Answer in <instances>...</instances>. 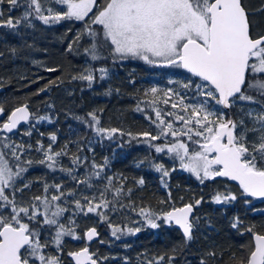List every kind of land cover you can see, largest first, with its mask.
<instances>
[{
	"label": "snow or ice",
	"instance_id": "6c2138e0",
	"mask_svg": "<svg viewBox=\"0 0 264 264\" xmlns=\"http://www.w3.org/2000/svg\"><path fill=\"white\" fill-rule=\"evenodd\" d=\"M5 2L10 6V12L20 6L21 0H0V4ZM24 2L27 8L19 18L6 17L0 11V27L16 29L22 23L31 26L33 19L44 25L80 22L84 27L75 42H79L80 35L89 38L90 46L84 51L92 61H107L109 58L113 63L142 60L150 65L162 64L184 70L188 74L185 81L169 83H178L180 88L190 90L194 98L203 99L189 104L185 93L168 88L164 91L163 103L178 111L164 112L155 106L160 99L157 96L160 90L150 88L145 95L151 94L153 99L144 103L152 106L155 113L152 122L159 133L138 135L151 141L171 136L172 142L155 145V152L178 160L180 168L194 175L201 184L217 177L227 178L237 182L242 196L264 198V32L254 30L242 0H103L102 3L98 0H48V7L42 0ZM105 50L107 56L103 55ZM95 71L100 73V80L108 76L104 67ZM73 79L87 81L91 87L97 77L94 71L86 70ZM56 83L50 82L36 94L46 92ZM245 104L256 107L245 108ZM237 105L241 106L242 113L239 120L226 111ZM5 111L0 106V117L5 115ZM137 111L143 109L138 105ZM88 115L90 119L84 122L98 136L112 139L119 131L101 127L95 112ZM165 117H173L174 120H166ZM32 118L28 103H23L13 108L6 119L0 120V264H64L66 237L85 241L83 247L67 252L74 264H101L107 257H99L90 251V244L99 233L91 227L79 235L75 217L91 213L99 216L101 222L107 221L106 210H115L116 207L105 197L107 188L97 197L65 190L61 183L50 185L45 182L41 194L25 195L32 188V184L24 179L28 171L26 165L30 166L33 161L23 157L32 145L16 143L8 134H15L21 124H31ZM45 119L49 118H36L37 123ZM177 123L180 127L176 126ZM34 127L32 125L22 134L31 136ZM249 133L253 134L251 140ZM49 139L51 142L47 149L37 141L36 150L43 152L39 163L55 169L58 158L67 154V145L60 151H53L52 144L57 137L53 134ZM188 142L195 148L190 150ZM84 159L86 161L87 158ZM72 163H81L80 157H75ZM154 167L162 174V184L167 188L165 178L170 176V171L162 163ZM92 168L98 170L82 180L73 175L72 168L61 167L60 171L72 176L78 185L91 188V177L98 178L103 166L93 163ZM111 182L109 178V185ZM138 183L142 185L143 179ZM128 191L131 192L130 189ZM122 192V187L115 189L116 196ZM236 199L237 196L230 192L217 193L213 197L217 204ZM200 203L201 200H196L195 204L173 206L162 214L141 208L139 214L152 228H158L157 221L160 220L169 226H177L182 230L185 241H191L194 221L198 220L192 213ZM241 224L237 217L231 227L241 236L244 232L250 233L252 242L237 264H264V233L254 231L252 226L240 232ZM109 227L112 228V236L119 239L117 233L122 229L111 223ZM139 231V228L134 231L128 229L130 234ZM209 255L215 257L216 253ZM232 258L236 260L234 255ZM167 259L171 264L174 257ZM164 260V256H159L148 264H162ZM201 264L205 262L202 260Z\"/></svg>",
	"mask_w": 264,
	"mask_h": 264
},
{
	"label": "trees",
	"instance_id": "16d2710c",
	"mask_svg": "<svg viewBox=\"0 0 264 264\" xmlns=\"http://www.w3.org/2000/svg\"><path fill=\"white\" fill-rule=\"evenodd\" d=\"M98 2L102 3L103 0ZM242 2L253 21L254 30L263 32L264 0ZM9 8L6 2L0 4V11L6 17L19 18L23 16L27 4L21 0L19 7L12 8L10 12ZM83 27L82 23L71 21L44 25L37 19L32 20L31 26L22 23L16 29L0 27V85L3 87L0 106L8 113L16 106L28 103L33 113L31 124L21 126L20 131L12 136L16 143L32 145L23 157L33 161L30 166L26 165L28 171L24 175L25 182L32 184L31 190L25 193L26 197L41 194L45 182L50 185L61 183L65 190L78 192L82 184L78 185L72 176L60 171V168H72L73 175L82 180L98 170L92 168L95 163L103 166V169L98 178L91 177L92 187L87 194H100L107 188L105 197L116 205L115 210H106L108 220L101 223L93 221L98 217L91 213L87 216L77 215L75 219L79 235L82 236L88 227L95 226L100 240L109 241L108 244L99 241L90 244V251L99 257H107L101 264H148L159 256L165 257L162 264H168V257H174L171 264H201L202 260L205 264H237L252 242V235L244 230L252 226L254 231L264 233V199L242 196L240 188L226 178L217 177L201 184L194 175L176 165V170L170 171V176L165 178L168 185L165 188L161 174L155 170L153 163L157 157L153 146L162 140L151 141L138 135L156 133L152 109L144 103L152 100L153 96H146L145 92L156 87L160 90L157 93L160 97L158 106L174 111L170 105L163 103L164 91L174 88L185 93L186 100L192 102L194 97L190 90L180 88L178 83H169L185 81L188 74L181 69L162 64L150 65L142 60L113 63L109 58L107 61H92L84 51L90 46L89 38L80 35L79 42H75ZM103 55H108L106 50ZM100 67L108 70V76L103 80L99 79L100 73L95 71ZM86 70L94 71L97 77L91 87L87 81L73 79ZM52 81L57 83L48 87L46 92L36 94ZM138 105L143 111H137ZM226 111L234 119L242 118L239 105ZM92 112L98 116L101 127L119 130L112 139L98 136L84 122L90 119L88 114ZM37 116L49 119L37 123L34 121ZM32 125L35 126L32 135H23ZM121 132L124 134L121 135ZM128 133L137 136L130 138ZM53 134L57 137L52 144L53 151H60L67 145V154L58 158L55 169H50L46 164L39 163L43 159V152L36 149L37 141L47 149L51 142L49 137ZM248 138L253 139V134L249 133ZM75 157H80L81 163L73 164ZM84 158H87L86 161ZM163 160L168 163L165 158ZM105 177L112 179L111 187L106 185ZM140 179L144 181L142 185L138 183ZM114 185L123 188L118 196L115 195ZM229 192L237 196L235 201L221 204L213 201L217 193ZM196 200H201V203L194 207L193 217L198 220L194 221L191 241H185L179 230L167 224H159L158 228L145 225L135 234L126 231L129 228L124 224V215L128 210L139 214L140 209L144 208L153 213H164L173 206L195 204ZM121 204L124 207H120ZM237 217L242 222L239 229L244 232L242 236L231 227ZM109 223L122 229L117 233L119 239L112 233L107 237L105 230ZM84 244L85 241L66 237L64 264H72L67 252L77 250ZM213 252L216 253L215 257L209 255ZM233 255L236 260H233Z\"/></svg>",
	"mask_w": 264,
	"mask_h": 264
},
{
	"label": "rangeland",
	"instance_id": "374dc122",
	"mask_svg": "<svg viewBox=\"0 0 264 264\" xmlns=\"http://www.w3.org/2000/svg\"><path fill=\"white\" fill-rule=\"evenodd\" d=\"M42 3L44 4V6L45 7H48V6H50V4L48 3V0H42ZM262 27V25H259V27ZM264 32V31H263ZM183 78V77H182ZM179 78H176V80H178ZM201 99H203V98H201V97H195V98H193L192 100V102H190L189 103V101L188 100H186V103H189V104H191V103H196V102H199ZM157 108H159V109H161L162 111H164V112H166L167 110L166 109H164V108H162V107H160V106H158V104H156L155 105ZM149 107H151V109H152V115H153V117H154V119H155V113H154V111H153V108H152V106H150L149 105ZM244 107L245 108H252V107H256L255 105H248V104H245L244 105ZM239 108L241 109V106L239 105ZM174 111H178V109H174ZM38 117H40V116H37V117H35V120L34 121H37L36 120V118H38ZM165 119L166 120H168V119H173L174 120V118L173 117H165ZM154 124V123H153ZM26 125V124H25ZM25 125H24V127H25ZM177 127H180V125L177 123V125H176ZM154 128H155V130H156V133H155V135H157L158 133H159V129L156 127V124H154ZM23 131V130H22ZM16 134H14V135H10L11 136V139L14 141V139L12 138V136H15ZM137 135H131L130 136V138H135ZM140 136H142V135H140ZM143 137V136H142ZM185 140H186V138H184ZM150 140V139H149ZM148 140V141H149ZM161 140H162V142L161 143H156L155 145H163V144H165V143H170V142H172V137L171 136H169V137H167L166 139L165 138H161ZM156 141H160V140H156ZM189 143V148H190V150H192V149H194L195 148V145L194 144H192L191 142H188ZM154 145V146H155ZM153 146V148L155 149V147ZM157 154V157L155 158V160L153 161V163H154V165L155 164H160V163H162L163 165H164V167L166 168V169H168L169 171H171V169L172 168H174V166L176 165L177 167H179L180 168V166H179V161L178 160H174V159H172L169 155H167V154H164V153H156ZM163 158H165L167 161H168V163L167 162H165L164 160H163ZM82 160H83V158H82ZM181 169V168H180ZM183 170V169H182ZM160 173V172H159ZM161 174V173H160ZM162 175V174H161ZM105 181H106V185L108 186V187H111V184L113 183V181L111 182V184L109 185V183H108V177H105ZM118 187H117V185H114V189H117ZM89 190V188L88 187H86L85 185H83L82 184V187L78 190V193H83V194H85V195H91L90 194V192H88V194H87V191ZM99 193L97 192L95 195H98ZM98 197V196H97ZM129 212V213H128ZM155 213L156 214H162L163 212H159V211H155ZM95 217H98V219L97 220H93V221H96L97 223H101V220H100V217L99 216H97V215H95V214H93ZM67 216V215H66ZM157 223L158 224H165V222L163 221V220H160V221H157ZM124 224H125V226L127 227V228H129V229H132L133 231L136 229V228H142L143 226H145V225H148L147 223H146V221L144 220V217L143 216H141L140 214H137V212H131L130 210H128V211H126V215H124ZM113 226V225H112ZM195 228V227H194ZM106 235H107V237L108 236H110L111 235V233H112V228H110V227H108V228H106ZM126 231H128V230H126ZM100 241H103V243H101ZM99 242L101 243V244H108L109 243V241H107V240H99ZM50 250V249H49ZM103 257H105V256H103Z\"/></svg>",
	"mask_w": 264,
	"mask_h": 264
},
{
	"label": "water",
	"instance_id": "95a60500",
	"mask_svg": "<svg viewBox=\"0 0 264 264\" xmlns=\"http://www.w3.org/2000/svg\"><path fill=\"white\" fill-rule=\"evenodd\" d=\"M184 71V70H183ZM2 89H3V87L0 85V92L2 91ZM20 106V105H19ZM18 107V106H17ZM21 125H23V124H21ZM20 125V126H21ZM227 179V178H226ZM228 180V179H227ZM229 182H231L233 185H235V186H237V187H239L238 186V184H237V182H235V181H231V180H228ZM252 198H255V199H264V198H256V197H252ZM183 206V205H182ZM177 207H180V206H177ZM194 214V210H193V213H192V215ZM91 227H95V226H91ZM91 227H89V228H91ZM173 227L174 228H176V229H178L179 231H180V233L182 234V230H180L177 226H175V225H173ZM96 228V227H95ZM88 229V228H87ZM86 229V230H87ZM96 230H97V228H96ZM98 232V231H97ZM99 233V232H98ZM99 237H100V234H99V236L98 237H96V238H94V240L92 241V242H94V241H98L99 240ZM78 250V249H77ZM74 251H76V250H74ZM70 260H71V258H70ZM71 262L74 264V262L71 260Z\"/></svg>",
	"mask_w": 264,
	"mask_h": 264
},
{
	"label": "flooded vegetation",
	"instance_id": "af4514ba",
	"mask_svg": "<svg viewBox=\"0 0 264 264\" xmlns=\"http://www.w3.org/2000/svg\"><path fill=\"white\" fill-rule=\"evenodd\" d=\"M9 113V112H8ZM7 112H5V115L3 116V117H0V120H4V119H6L7 118V114H8ZM20 131V127H19V130L17 131V132H19ZM16 132V133H17ZM15 133V134H16Z\"/></svg>",
	"mask_w": 264,
	"mask_h": 264
}]
</instances>
